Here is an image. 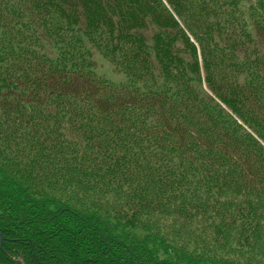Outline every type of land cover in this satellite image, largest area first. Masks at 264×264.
Listing matches in <instances>:
<instances>
[{"label":"trees","instance_id":"trees-1","mask_svg":"<svg viewBox=\"0 0 264 264\" xmlns=\"http://www.w3.org/2000/svg\"><path fill=\"white\" fill-rule=\"evenodd\" d=\"M0 233V264H264V0H0Z\"/></svg>","mask_w":264,"mask_h":264},{"label":"water","instance_id":"water-1","mask_svg":"<svg viewBox=\"0 0 264 264\" xmlns=\"http://www.w3.org/2000/svg\"><path fill=\"white\" fill-rule=\"evenodd\" d=\"M2 243H3V236H2V234L0 233V246L2 245Z\"/></svg>","mask_w":264,"mask_h":264},{"label":"rangeland","instance_id":"rangeland-1","mask_svg":"<svg viewBox=\"0 0 264 264\" xmlns=\"http://www.w3.org/2000/svg\"><path fill=\"white\" fill-rule=\"evenodd\" d=\"M105 74L110 75V71L106 70Z\"/></svg>","mask_w":264,"mask_h":264}]
</instances>
